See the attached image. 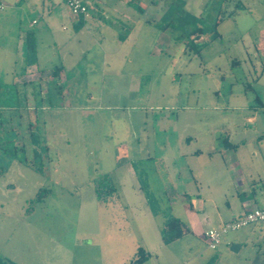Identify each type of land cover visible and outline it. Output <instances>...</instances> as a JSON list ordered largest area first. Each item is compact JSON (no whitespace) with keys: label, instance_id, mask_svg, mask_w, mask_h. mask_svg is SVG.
Wrapping results in <instances>:
<instances>
[{"label":"rangeland","instance_id":"obj_1","mask_svg":"<svg viewBox=\"0 0 264 264\" xmlns=\"http://www.w3.org/2000/svg\"><path fill=\"white\" fill-rule=\"evenodd\" d=\"M88 2L87 17L102 19L81 29L64 0H0V259L128 264L141 247L152 264H264V237L231 250L252 226L214 251L203 237L166 245L156 234L165 219L199 220L185 210L214 191L200 186L212 163L214 187L232 192L225 140L244 172L264 160V0L179 1L172 16L142 15L113 60L104 49L113 23ZM110 186L113 200L99 203L96 188ZM219 203L226 211L219 198L207 211Z\"/></svg>","mask_w":264,"mask_h":264},{"label":"crops","instance_id":"obj_2","mask_svg":"<svg viewBox=\"0 0 264 264\" xmlns=\"http://www.w3.org/2000/svg\"><path fill=\"white\" fill-rule=\"evenodd\" d=\"M84 3L88 6V0H83ZM98 4L105 5V20H111L113 25H109L108 23L105 24V60L107 59H118V56L115 58L113 55L115 53H119L120 49L123 48L126 42H129L135 37V26L136 22H138L142 15L146 17H169L172 16V8L173 6L178 3L179 1H183L186 5L194 0H95ZM226 1V0H223ZM89 7V6H88ZM100 11V10H99ZM103 11V10H102ZM83 23L80 24V17H75L74 24L75 27H80L81 29L86 28L87 24L94 19L98 18V22L101 21L102 17H82ZM137 20V21H136ZM116 21V22H115ZM126 21V23H124ZM100 23V22H99ZM120 30H123L125 34L119 33ZM163 32V31H162ZM161 32V33H162ZM162 38L166 39V35L162 34ZM117 37V38H115ZM161 38V39H162ZM161 41V40H160ZM103 44V43H102ZM101 44V45H102ZM133 45V43H132ZM36 63V62H35ZM36 67L34 64L33 66L27 67V69H32ZM234 150L232 148L225 149L222 153V160L225 164L226 168L229 169L231 173H229V180L232 184V192L224 191L220 188H215L213 185L216 183V175L214 168L215 163H212L210 168L208 169L210 172L213 169L214 173H207L208 171L205 169L206 173L204 175V181L200 182L201 188L206 187L207 189L214 188L213 192L204 197L203 194H198L193 197V201L197 203V210H195V206L192 204L188 209L185 210L186 214L190 215L195 212L200 213L199 220H183L180 216H176L175 218L179 219L183 226H184V235L182 238L186 237L189 234L196 236L197 238L203 237L207 230H204L203 225L217 223L219 221V225L224 224L228 221L237 219L241 217L244 213L254 208L264 209V160L257 162L255 171L252 172H244L242 170V166L237 159ZM259 169H261L259 171ZM166 193L169 191L172 192L170 188L164 187ZM173 196L175 195L178 199L181 198L178 193L173 190ZM226 201V211H221L220 209L221 204L219 206L213 205L216 210L215 215L207 211V203L216 202V199ZM229 198L235 201L234 203L229 202ZM177 199V200H178ZM113 198L110 201H112ZM165 219L163 222V229L158 230L156 234L162 236L163 231L165 229ZM212 229V228H210ZM209 230V229H208ZM264 237V225H254L249 229V233L247 232L245 235L237 237L236 240H240V242L232 241V246L237 245V251L239 252L242 250L243 246L246 245L248 241L251 240L252 242L256 241L255 236ZM182 238L170 243H176L180 241ZM205 240V238H204ZM206 241V240H205ZM168 245V244H167ZM260 246V251L262 252L264 249ZM149 255L150 258L144 264H152V260L154 258V254L152 253V249L150 248H143ZM138 251V249H137ZM137 252L134 254V257L130 260L128 264H131L136 259ZM264 256V251L262 253ZM200 260L207 259L209 257L206 253H200L197 255ZM156 258H158L156 256ZM65 260L59 263L61 264ZM65 263V262H64ZM251 263V262H250ZM260 264V263H259Z\"/></svg>","mask_w":264,"mask_h":264},{"label":"trees","instance_id":"obj_3","mask_svg":"<svg viewBox=\"0 0 264 264\" xmlns=\"http://www.w3.org/2000/svg\"><path fill=\"white\" fill-rule=\"evenodd\" d=\"M89 10V8H88ZM83 16L80 17V24L83 23ZM163 23V24H162ZM161 24H157L159 29L161 31L167 30L170 26L169 24H166L162 22ZM203 33V30L198 28L191 31V35H201ZM24 51H25V61L26 66L30 67L33 66L36 62V41H35V35L33 32H27L24 37ZM257 101L261 104L260 100L257 99ZM224 146L226 149H235L236 146L231 145L228 140L224 141ZM36 171L40 172L39 168H35ZM103 189L96 188V194H97V201L99 203L108 202L112 198H114V195L116 194V188L113 186H110V188L105 192L102 191ZM44 192V191H43ZM46 192V191H45ZM41 191L38 195H40ZM105 195V196H104ZM41 199L40 197L37 198V200ZM184 235V226L182 222L177 218H170L165 222V229L163 231L162 240L164 244H170L180 238H182ZM150 258V255L143 249L138 248L136 259L131 262V264H144L147 262ZM0 264H15L12 261L9 260H3L0 259Z\"/></svg>","mask_w":264,"mask_h":264},{"label":"built area","instance_id":"obj_4","mask_svg":"<svg viewBox=\"0 0 264 264\" xmlns=\"http://www.w3.org/2000/svg\"><path fill=\"white\" fill-rule=\"evenodd\" d=\"M64 2L73 17H87L88 6L83 0H64ZM3 8L4 7L0 5V11H2ZM254 225H264V209L254 208L244 213L241 217L222 224L219 228L207 230L204 234L207 247L213 251L217 250L224 235Z\"/></svg>","mask_w":264,"mask_h":264},{"label":"water","instance_id":"obj_5","mask_svg":"<svg viewBox=\"0 0 264 264\" xmlns=\"http://www.w3.org/2000/svg\"><path fill=\"white\" fill-rule=\"evenodd\" d=\"M237 248H238L237 245H233V246L231 247V250L234 251V252H236V251H237Z\"/></svg>","mask_w":264,"mask_h":264}]
</instances>
